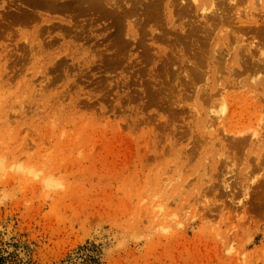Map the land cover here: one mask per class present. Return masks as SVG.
<instances>
[{"label": "rangeland", "instance_id": "1", "mask_svg": "<svg viewBox=\"0 0 264 264\" xmlns=\"http://www.w3.org/2000/svg\"><path fill=\"white\" fill-rule=\"evenodd\" d=\"M60 1L0 0V264H264V0Z\"/></svg>", "mask_w": 264, "mask_h": 264}, {"label": "bare ground", "instance_id": "2", "mask_svg": "<svg viewBox=\"0 0 264 264\" xmlns=\"http://www.w3.org/2000/svg\"><path fill=\"white\" fill-rule=\"evenodd\" d=\"M119 1V0H118ZM128 2V1H134V0H123V2ZM26 2H27V6H30V5H32V6H35V7H41L42 5H45V6H48L49 7V9L50 10H52V11H57L58 10V7H60V8H62L64 5H65V3H62L61 1V3L59 2V0H26ZM29 3V4H28ZM201 10L202 11H206V8H201ZM51 18V17H50ZM253 41V40H252ZM250 44L253 46L254 44H252L251 42H250ZM250 45V46H251ZM247 51V54H245L247 57H249L250 59H253V55L251 54V51L252 50H250V49H247L246 50ZM254 61V63H257V65L259 66V65H261V63L263 62V54H262V56H259L256 60H253ZM262 61V62H261ZM264 63V62H263ZM248 64V63H247ZM251 64V63H250ZM252 65V64H251ZM255 66H256V64H255ZM257 66V67H258ZM260 67V66H259ZM262 67V66H261ZM253 68H254V66H253ZM255 69V68H254ZM259 69V68H258ZM236 70V69H235ZM252 70V69H251ZM256 70V69H255ZM231 71V70H230ZM257 71V70H256ZM253 72V71H252ZM256 73H258V72H256ZM250 79V78H249ZM225 110H226V105L225 104H222L221 105V112H225ZM212 115V114H211ZM218 116V115H217ZM211 117V116H210ZM212 117H213V115H212ZM219 118V117H218Z\"/></svg>", "mask_w": 264, "mask_h": 264}, {"label": "clouds", "instance_id": "3", "mask_svg": "<svg viewBox=\"0 0 264 264\" xmlns=\"http://www.w3.org/2000/svg\"><path fill=\"white\" fill-rule=\"evenodd\" d=\"M49 183H53V184H55V186H56L58 189H62V188H63V183H62V181H60V180H58V179H55V178H49L48 181H45V187H47Z\"/></svg>", "mask_w": 264, "mask_h": 264}]
</instances>
